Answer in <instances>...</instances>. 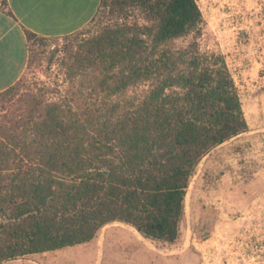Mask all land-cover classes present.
Instances as JSON below:
<instances>
[{"label":"trees","instance_id":"trees-1","mask_svg":"<svg viewBox=\"0 0 264 264\" xmlns=\"http://www.w3.org/2000/svg\"><path fill=\"white\" fill-rule=\"evenodd\" d=\"M103 1L125 20L68 50L64 89L0 93V264L114 222L174 244L199 164L250 128L226 55L202 48L197 0Z\"/></svg>","mask_w":264,"mask_h":264},{"label":"rangeland","instance_id":"rangeland-1","mask_svg":"<svg viewBox=\"0 0 264 264\" xmlns=\"http://www.w3.org/2000/svg\"><path fill=\"white\" fill-rule=\"evenodd\" d=\"M198 1L206 21L202 48L227 56L250 128L215 148L199 164L186 197L180 238L174 244L159 242L140 236L127 225L111 223L91 242L5 264H201L204 249L230 235L255 211H264V7L253 8V0L235 8L222 7L224 0ZM261 2L264 0H258ZM129 16L131 21L142 19L137 10ZM124 20L121 10L102 0L83 30L65 37L31 39L29 63L20 78L24 90L64 89L63 62L68 50ZM3 104L0 102V116Z\"/></svg>","mask_w":264,"mask_h":264},{"label":"crops","instance_id":"crops-1","mask_svg":"<svg viewBox=\"0 0 264 264\" xmlns=\"http://www.w3.org/2000/svg\"><path fill=\"white\" fill-rule=\"evenodd\" d=\"M101 1L0 0V93L12 87L26 71L29 33L46 38L75 34L93 20Z\"/></svg>","mask_w":264,"mask_h":264},{"label":"built area","instance_id":"built-area-1","mask_svg":"<svg viewBox=\"0 0 264 264\" xmlns=\"http://www.w3.org/2000/svg\"><path fill=\"white\" fill-rule=\"evenodd\" d=\"M244 1L224 0V4L220 3V5L224 8L243 7L245 6ZM253 1V8L256 9L258 5L261 8L264 7V2L258 4V0ZM197 3L201 8L198 0ZM261 20L263 25L264 19ZM238 218L240 219V217ZM201 255V264H264V211H255L250 220L244 218L232 229L230 235L222 237L214 245L208 246Z\"/></svg>","mask_w":264,"mask_h":264},{"label":"bare ground","instance_id":"bare-ground-1","mask_svg":"<svg viewBox=\"0 0 264 264\" xmlns=\"http://www.w3.org/2000/svg\"><path fill=\"white\" fill-rule=\"evenodd\" d=\"M114 223H121V222H114ZM111 224V223H110ZM121 224H124V225H127L128 227L132 228L137 234H139L140 236H142L133 226L131 225H128V224H125V223H121ZM143 237V236H142Z\"/></svg>","mask_w":264,"mask_h":264}]
</instances>
